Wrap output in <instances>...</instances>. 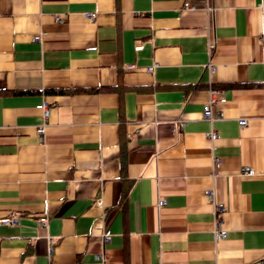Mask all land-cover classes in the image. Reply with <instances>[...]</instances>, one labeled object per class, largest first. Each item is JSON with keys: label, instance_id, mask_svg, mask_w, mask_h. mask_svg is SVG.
Here are the masks:
<instances>
[{"label": "crops", "instance_id": "1", "mask_svg": "<svg viewBox=\"0 0 264 264\" xmlns=\"http://www.w3.org/2000/svg\"><path fill=\"white\" fill-rule=\"evenodd\" d=\"M0 264H264V0H0Z\"/></svg>", "mask_w": 264, "mask_h": 264}, {"label": "built area", "instance_id": "2", "mask_svg": "<svg viewBox=\"0 0 264 264\" xmlns=\"http://www.w3.org/2000/svg\"><path fill=\"white\" fill-rule=\"evenodd\" d=\"M86 16L89 17L90 19H93V17H94L93 14H87ZM39 107H41V106H39ZM203 116L207 120L214 119V116L212 115V112H211L210 104L204 106V108H203ZM240 124L243 125L244 122L240 121ZM216 136L217 135L214 132L209 134V138L211 140H214L216 138ZM247 171H248V174H252V172L250 170H247ZM164 204H165V202L162 201V200L158 201V203H157V205L159 207L164 206ZM217 211H218V217L216 218L215 239L216 240H222L225 237V231L221 228V222H222L221 219H222V214L224 212V207L222 205H218ZM11 220H13V219H11ZM109 238H110V232L107 231L106 232L105 241H108Z\"/></svg>", "mask_w": 264, "mask_h": 264}]
</instances>
